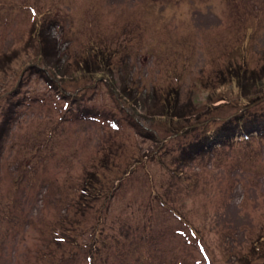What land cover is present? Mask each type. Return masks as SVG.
Here are the masks:
<instances>
[{
	"label": "rangeland",
	"instance_id": "obj_1",
	"mask_svg": "<svg viewBox=\"0 0 264 264\" xmlns=\"http://www.w3.org/2000/svg\"><path fill=\"white\" fill-rule=\"evenodd\" d=\"M245 109L264 0H0V264H264V140L178 151Z\"/></svg>",
	"mask_w": 264,
	"mask_h": 264
},
{
	"label": "trees",
	"instance_id": "obj_2",
	"mask_svg": "<svg viewBox=\"0 0 264 264\" xmlns=\"http://www.w3.org/2000/svg\"><path fill=\"white\" fill-rule=\"evenodd\" d=\"M44 41H46V39ZM44 41L42 43V48L45 50L47 48V54L51 53V57H53L55 55L53 44L51 47H47ZM51 49L53 52H51ZM167 101L170 104L169 98ZM249 111V109H245L229 118H222L219 121L217 135L210 134L209 132H203L202 135L195 134L183 143L179 144L178 151L179 156H181L180 161H182V163L189 162L198 159V157L202 155L208 156L214 150L216 151L222 144H229V146H231L235 145V143H237L236 141L249 143L253 139H258L260 141L264 140V114L259 113L257 116L252 114L250 115L248 114ZM168 116L173 117L172 114ZM11 119V115L6 116L4 123L0 127V137L4 134L7 123ZM97 179H99V177ZM97 179L94 175H90L89 178L84 181L80 187V200L85 203L86 201L93 202L105 195L106 191L102 189L103 181L99 179L100 183L98 181L97 184ZM99 184L100 187L98 186Z\"/></svg>",
	"mask_w": 264,
	"mask_h": 264
}]
</instances>
